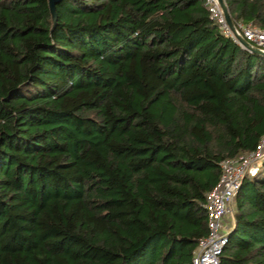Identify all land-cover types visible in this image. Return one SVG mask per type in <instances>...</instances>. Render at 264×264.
Wrapping results in <instances>:
<instances>
[{"label": "trees", "instance_id": "trees-1", "mask_svg": "<svg viewBox=\"0 0 264 264\" xmlns=\"http://www.w3.org/2000/svg\"><path fill=\"white\" fill-rule=\"evenodd\" d=\"M264 28V0H224ZM0 0V264H194L219 162L264 134V55L205 0ZM219 264H264V156Z\"/></svg>", "mask_w": 264, "mask_h": 264}, {"label": "built area", "instance_id": "built-area-1", "mask_svg": "<svg viewBox=\"0 0 264 264\" xmlns=\"http://www.w3.org/2000/svg\"><path fill=\"white\" fill-rule=\"evenodd\" d=\"M205 4L209 17L217 23L225 35L239 42L237 37L239 34L251 45L264 51V28L252 22L233 21L234 31L227 22L218 0H205ZM263 156L264 134L254 149L220 160L219 179L207 191L204 202L208 232L198 239L192 258L194 264H219V253L226 242L227 230L231 225L234 192L245 174L252 175L256 172Z\"/></svg>", "mask_w": 264, "mask_h": 264}, {"label": "water", "instance_id": "water-1", "mask_svg": "<svg viewBox=\"0 0 264 264\" xmlns=\"http://www.w3.org/2000/svg\"><path fill=\"white\" fill-rule=\"evenodd\" d=\"M61 0H49V3H50V7H51V11H52V14H53V17L56 18V15H57V12H56V4L59 3ZM222 9H223V12L225 14V17L227 19V22L229 23L230 27L235 31V26H234V22H233V19L227 9V6L225 4V1L224 0H218ZM237 37H238V40L239 42L244 46L246 47L247 49L251 50V51H254L256 53H259V54H262L264 55V51L256 46H253L251 45L247 40H245L241 35L237 34Z\"/></svg>", "mask_w": 264, "mask_h": 264}, {"label": "rangeland", "instance_id": "rangeland-1", "mask_svg": "<svg viewBox=\"0 0 264 264\" xmlns=\"http://www.w3.org/2000/svg\"><path fill=\"white\" fill-rule=\"evenodd\" d=\"M229 222V221H228Z\"/></svg>", "mask_w": 264, "mask_h": 264}]
</instances>
